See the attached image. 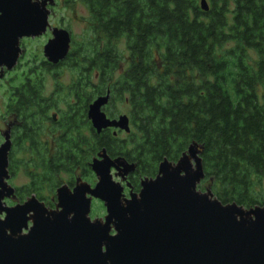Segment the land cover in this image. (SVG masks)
<instances>
[{"label":"trees","instance_id":"16d2710c","mask_svg":"<svg viewBox=\"0 0 264 264\" xmlns=\"http://www.w3.org/2000/svg\"><path fill=\"white\" fill-rule=\"evenodd\" d=\"M82 1L93 36L79 44L80 99L82 78L97 73L93 93L108 85L111 99L126 98L131 129L124 138L95 133L91 146L79 137L78 165L104 148L135 164L138 187L195 143L198 187L207 183L222 203L264 205V0H206L207 11L200 0ZM66 156L52 155L53 172L58 160L74 164ZM51 169L36 174L30 191L54 185Z\"/></svg>","mask_w":264,"mask_h":264},{"label":"water","instance_id":"95a60500","mask_svg":"<svg viewBox=\"0 0 264 264\" xmlns=\"http://www.w3.org/2000/svg\"><path fill=\"white\" fill-rule=\"evenodd\" d=\"M32 0H0V65L11 69L18 40L44 30L41 10ZM207 11L206 0L199 1ZM59 36V37H58ZM65 31L46 45L55 60L65 55ZM109 93L97 97L87 116L96 133L129 131V118H109L101 110ZM7 135L0 144V264H264V205L222 203L211 189L197 188L204 178L202 147L190 143L175 161L163 159L154 177H144L137 193L123 195L122 181L135 164L103 148L89 163L96 181L78 180L72 190L57 188L55 209L31 196L7 205ZM115 173L112 174L111 170ZM119 176L121 181L114 179ZM105 214L91 218V199Z\"/></svg>","mask_w":264,"mask_h":264},{"label":"flooded vegetation","instance_id":"af4514ba","mask_svg":"<svg viewBox=\"0 0 264 264\" xmlns=\"http://www.w3.org/2000/svg\"><path fill=\"white\" fill-rule=\"evenodd\" d=\"M62 1L32 0L41 10V18H44V30L35 36H23L19 38L18 59L11 69H7L4 64L0 65V79H4L7 75L10 76L17 70L19 64L23 63L20 73L16 77L8 79L10 84L7 90L8 99L5 104V112L9 116V119L5 130L0 132L2 136V138L0 137V144L3 142L5 135L8 136L10 141L8 152L9 178L13 176L18 166L22 165L28 179L27 183L22 186L14 187L8 183V178L7 183L13 188V193L9 197L4 198V201H8L12 205L23 203L31 196H34L43 202L48 209H55L57 203L56 190L58 187L66 185L68 189L72 190L79 179L93 187L95 174L91 170L89 163L96 155L92 154L88 161H83V166H79L77 148L79 137L86 139L90 146L93 145L96 131L87 116L89 105L97 97L109 93L108 101L101 107V110L109 118H117L119 116L110 117L106 113L105 108L112 101L111 88L108 85L104 87V93L94 94L95 82L90 78H85V80L82 78V81L85 82L82 85V92L86 95L81 94L82 99H80V79L77 68L79 55L81 54L79 53V44L86 42L93 36L90 19L91 13L88 5L80 0L84 3L89 13V18L83 21V24L86 25L84 34L88 31L87 36H84L85 38L80 41L74 37L69 25L65 22L66 20L60 8L61 5H68L64 1L66 3H75L77 0ZM77 20H80L79 17H77ZM62 31L67 33L68 47L65 55L55 60L56 54L51 52L47 54L46 45L56 39L57 35ZM30 41L39 42L33 51L35 53L32 54L27 53L25 45ZM122 42H124V38H122ZM65 73H69L67 81L64 79ZM92 74V77L97 80L98 74L94 72ZM18 76V83H15ZM50 81L51 89L46 91L45 88ZM18 104L23 105L22 116L18 112ZM129 128L131 129L130 121ZM107 129L110 130L113 136L124 131L112 127L103 130ZM130 129L128 132H130ZM17 152L23 155L21 159L15 158ZM62 153L64 158L67 157L68 153H71L74 157V164L72 166L63 165L61 160H58L59 163L55 165V171L53 172L50 167L52 165L51 157L55 155V158H58V155ZM20 161L22 164H20ZM11 163L12 167H10ZM45 168H50V172L54 174V185L48 189L43 182L40 188L34 190L38 194L30 191L36 174H40ZM111 172L114 174L115 170L112 169ZM134 172L135 168L122 181V192L125 197H128L130 192L137 193L140 189V181L144 178H138L137 187L133 183ZM43 177H46V175ZM116 178L117 181H121L119 176L114 177L115 180ZM93 200L95 199H91L89 215L91 214Z\"/></svg>","mask_w":264,"mask_h":264},{"label":"rangeland","instance_id":"374dc122","mask_svg":"<svg viewBox=\"0 0 264 264\" xmlns=\"http://www.w3.org/2000/svg\"><path fill=\"white\" fill-rule=\"evenodd\" d=\"M64 1V0H63ZM62 1V2H63ZM65 4L68 5H61V13L64 15V19L66 20L65 22L69 25V28L71 29V32L74 34V37L80 41L83 40V38H85L84 36H87V32L86 34H84L85 31V26L83 23V21L85 19L89 18V13L87 11L86 6L84 5V3L80 0H77V2L75 3H66L64 1ZM77 17H79L80 20H77ZM83 19V20H81ZM38 41H30L28 42V44L26 45L27 48V53H35L33 52L36 48V46L38 45ZM124 54H126V51L123 52ZM121 68L125 67V62L122 60L121 62ZM23 67V63L19 64V66L17 67V70H15L10 76H6L4 79H0V132H2L3 130H5L6 128V123L9 119V116L6 115L5 112V104L6 101L8 99V95H7V90L9 88V84L10 82H8L9 78H13L16 77V75H18L20 73V68ZM121 69H118L115 71L114 73V79L119 75V73L121 72ZM65 80L67 81L69 78V73H65ZM93 75V74H92ZM18 78L17 77V81L15 83H18ZM91 80L96 82V79H94L93 77H91ZM51 81L49 84H47L45 90L49 91L51 89ZM111 103L107 105L106 109V113L108 116L112 117L110 114H113V117H117L120 114H127L128 115V102L126 100V98L124 99H111ZM118 136L121 138H124L126 136V133L124 131L118 133ZM0 137L1 133H0ZM22 154H18V152L15 154V158L16 159H21L22 158ZM20 164H22V162L20 161ZM117 180V178H116ZM28 179L25 173L24 168L22 167V165H19L18 168L15 170V173L13 174L12 177L9 178L8 183L11 186L14 187H19L22 186L23 184L27 183ZM96 181V177H94V182ZM200 185V184H199ZM198 185V186H199ZM203 185V186H202ZM201 187H198V189H200L201 191H204L208 185L207 183L202 184ZM5 203L9 206H11L12 204L9 203L8 201H5ZM105 214V209L104 206L102 204L101 201L95 199L92 201V210H91V218H102Z\"/></svg>","mask_w":264,"mask_h":264}]
</instances>
